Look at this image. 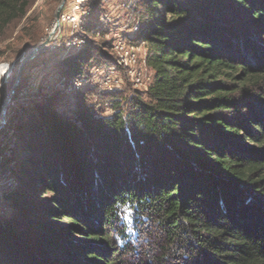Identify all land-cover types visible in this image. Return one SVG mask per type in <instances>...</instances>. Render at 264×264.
<instances>
[{
    "label": "trees",
    "instance_id": "1",
    "mask_svg": "<svg viewBox=\"0 0 264 264\" xmlns=\"http://www.w3.org/2000/svg\"><path fill=\"white\" fill-rule=\"evenodd\" d=\"M29 1L0 0V31ZM134 8L144 94L108 116L41 100L0 130V264H264V0Z\"/></svg>",
    "mask_w": 264,
    "mask_h": 264
},
{
    "label": "rangeland",
    "instance_id": "2",
    "mask_svg": "<svg viewBox=\"0 0 264 264\" xmlns=\"http://www.w3.org/2000/svg\"><path fill=\"white\" fill-rule=\"evenodd\" d=\"M135 2L30 0L23 16L0 31V130L9 128L16 112H24L41 100L70 115L85 97L108 116L113 114L110 96L144 94L152 73L143 66L146 47L133 38V27L140 26ZM118 41L132 52L139 48L135 62H123L122 53L114 48ZM88 44L95 46L92 50L99 56L84 70L85 75L63 77V61L81 54ZM102 53L109 59H102ZM6 187L0 181V215L5 212L1 190ZM142 258L147 259L139 252L130 262L141 264Z\"/></svg>",
    "mask_w": 264,
    "mask_h": 264
},
{
    "label": "built area",
    "instance_id": "3",
    "mask_svg": "<svg viewBox=\"0 0 264 264\" xmlns=\"http://www.w3.org/2000/svg\"><path fill=\"white\" fill-rule=\"evenodd\" d=\"M139 28H140L139 24L133 27V32H132L133 35L138 32ZM140 45L143 46L144 44L141 43ZM143 47H145V45ZM114 48L117 51H119L120 53H122V57H123V62L124 63H126V62H130V63L135 62V51H138V49H139L138 47H136L133 50V52H132L131 50H128L126 48V46L124 45V43H122L121 41H118L115 44ZM143 51H144L143 66H144V68H147L146 67V64H145V58H146V52H147V50L146 49L145 50L143 49ZM151 80H152V77H151ZM136 82L139 83V84H141V80L139 78H137V77H136Z\"/></svg>",
    "mask_w": 264,
    "mask_h": 264
},
{
    "label": "water",
    "instance_id": "4",
    "mask_svg": "<svg viewBox=\"0 0 264 264\" xmlns=\"http://www.w3.org/2000/svg\"><path fill=\"white\" fill-rule=\"evenodd\" d=\"M8 105V99L5 101V106H7Z\"/></svg>",
    "mask_w": 264,
    "mask_h": 264
},
{
    "label": "crops",
    "instance_id": "5",
    "mask_svg": "<svg viewBox=\"0 0 264 264\" xmlns=\"http://www.w3.org/2000/svg\"><path fill=\"white\" fill-rule=\"evenodd\" d=\"M151 73H152V71H151ZM153 74V73H152Z\"/></svg>",
    "mask_w": 264,
    "mask_h": 264
}]
</instances>
